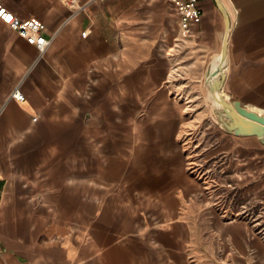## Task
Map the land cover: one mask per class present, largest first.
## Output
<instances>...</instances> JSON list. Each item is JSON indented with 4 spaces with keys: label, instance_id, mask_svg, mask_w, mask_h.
<instances>
[{
    "label": "crops",
    "instance_id": "1",
    "mask_svg": "<svg viewBox=\"0 0 264 264\" xmlns=\"http://www.w3.org/2000/svg\"><path fill=\"white\" fill-rule=\"evenodd\" d=\"M219 1L221 93L264 115V0ZM0 3L50 40L0 19V264H264V141L211 98L214 0L186 30L171 0Z\"/></svg>",
    "mask_w": 264,
    "mask_h": 264
},
{
    "label": "water",
    "instance_id": "2",
    "mask_svg": "<svg viewBox=\"0 0 264 264\" xmlns=\"http://www.w3.org/2000/svg\"><path fill=\"white\" fill-rule=\"evenodd\" d=\"M214 1L224 16L225 36L220 53L221 59L224 60L227 51L228 18L220 1ZM224 77L225 74L221 71L218 82L211 87V90L212 97L221 109L223 118L225 119L224 125L226 129L235 135H255L264 141V115L250 108L241 106L240 102L237 100H227L221 93ZM215 91L217 94H215Z\"/></svg>",
    "mask_w": 264,
    "mask_h": 264
},
{
    "label": "built area",
    "instance_id": "3",
    "mask_svg": "<svg viewBox=\"0 0 264 264\" xmlns=\"http://www.w3.org/2000/svg\"><path fill=\"white\" fill-rule=\"evenodd\" d=\"M171 1L176 6L179 24L183 30H186L191 22H198L200 20L201 9L198 6L197 0ZM0 13H3V15H0V19L9 25L11 29L15 30L29 44L34 45L39 52L42 53L47 48L50 40L44 35V23L35 19L21 20L2 6L1 3ZM7 16H10L11 19H5ZM82 35H85V31L82 32ZM11 95L17 100H23V95L18 89H14Z\"/></svg>",
    "mask_w": 264,
    "mask_h": 264
},
{
    "label": "bare ground",
    "instance_id": "4",
    "mask_svg": "<svg viewBox=\"0 0 264 264\" xmlns=\"http://www.w3.org/2000/svg\"><path fill=\"white\" fill-rule=\"evenodd\" d=\"M225 68V62L224 60L221 59V55L219 57V61H218V65L212 70L209 72V77H208V80H207V84H208V87L210 89V93H211V96H212V90H211V87L213 85H216V83L218 82L219 78H220V73L221 71H223ZM219 71V72H218ZM218 72V73H217ZM215 73H217V75H215ZM215 94L216 91H215ZM213 102L218 105L215 100L213 99V97H211Z\"/></svg>",
    "mask_w": 264,
    "mask_h": 264
},
{
    "label": "rangeland",
    "instance_id": "5",
    "mask_svg": "<svg viewBox=\"0 0 264 264\" xmlns=\"http://www.w3.org/2000/svg\"><path fill=\"white\" fill-rule=\"evenodd\" d=\"M212 184H214V189H215V196L217 197V203H219L222 206H226L228 208L229 204H232V196L228 197L227 195H224L227 192V189L229 188L227 185L226 186H219L216 185V181L211 180ZM229 209V208H228Z\"/></svg>",
    "mask_w": 264,
    "mask_h": 264
},
{
    "label": "snow or ice",
    "instance_id": "6",
    "mask_svg": "<svg viewBox=\"0 0 264 264\" xmlns=\"http://www.w3.org/2000/svg\"><path fill=\"white\" fill-rule=\"evenodd\" d=\"M0 15H3V13H0ZM5 19H8V20H10V19H11V17H10V16H7V17H5Z\"/></svg>",
    "mask_w": 264,
    "mask_h": 264
}]
</instances>
